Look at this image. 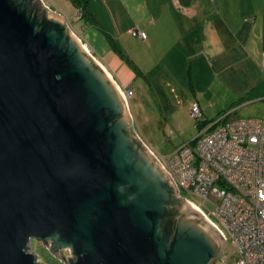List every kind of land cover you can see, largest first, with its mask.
<instances>
[{
    "label": "water",
    "instance_id": "obj_1",
    "mask_svg": "<svg viewBox=\"0 0 264 264\" xmlns=\"http://www.w3.org/2000/svg\"><path fill=\"white\" fill-rule=\"evenodd\" d=\"M40 2V0H38ZM0 0V264H209L218 232L133 128L126 101L64 20Z\"/></svg>",
    "mask_w": 264,
    "mask_h": 264
},
{
    "label": "crops",
    "instance_id": "obj_2",
    "mask_svg": "<svg viewBox=\"0 0 264 264\" xmlns=\"http://www.w3.org/2000/svg\"><path fill=\"white\" fill-rule=\"evenodd\" d=\"M40 2L86 45L121 95L149 92L175 113L172 96L188 115L196 103L200 121L243 111L264 116V0ZM126 104L129 111L130 99Z\"/></svg>",
    "mask_w": 264,
    "mask_h": 264
},
{
    "label": "built area",
    "instance_id": "obj_3",
    "mask_svg": "<svg viewBox=\"0 0 264 264\" xmlns=\"http://www.w3.org/2000/svg\"><path fill=\"white\" fill-rule=\"evenodd\" d=\"M131 35L146 38L142 31ZM122 95L126 101L132 92L123 90ZM190 117L200 120L196 103ZM139 138L173 182L177 196L223 238L217 264H264V116H224L166 156ZM189 195L202 200V206Z\"/></svg>",
    "mask_w": 264,
    "mask_h": 264
},
{
    "label": "rangeland",
    "instance_id": "obj_4",
    "mask_svg": "<svg viewBox=\"0 0 264 264\" xmlns=\"http://www.w3.org/2000/svg\"><path fill=\"white\" fill-rule=\"evenodd\" d=\"M145 92L143 98L136 96L130 98L129 112L133 117L134 130L147 142L153 149L157 150L162 156L169 155L181 144L194 140L198 134L207 128L190 119L186 108L178 105L176 99L172 96L167 99L173 107L175 113H171V108H159V105ZM256 114L243 111L239 118L254 117ZM159 122L162 124L160 126ZM177 124H176V123ZM215 122V121H213ZM212 122V123H213ZM198 205L202 206V200L197 197L188 196ZM211 205V204H210ZM209 204L206 206L211 208ZM41 241L32 240L29 245V251L36 256L38 264H69L72 259L70 250L60 252L49 251L47 245ZM218 257L213 259L210 264H217Z\"/></svg>",
    "mask_w": 264,
    "mask_h": 264
},
{
    "label": "trees",
    "instance_id": "obj_5",
    "mask_svg": "<svg viewBox=\"0 0 264 264\" xmlns=\"http://www.w3.org/2000/svg\"><path fill=\"white\" fill-rule=\"evenodd\" d=\"M32 8H33V10H34V12H36L37 13V15L40 17V18H44V10H43V8H42V6L40 5V2L38 1V0H32ZM198 122V124H199V126L201 125L202 127L204 126V125H207V123L209 122V121H197ZM213 121H210L209 123H212Z\"/></svg>",
    "mask_w": 264,
    "mask_h": 264
},
{
    "label": "flooded vegetation",
    "instance_id": "obj_6",
    "mask_svg": "<svg viewBox=\"0 0 264 264\" xmlns=\"http://www.w3.org/2000/svg\"><path fill=\"white\" fill-rule=\"evenodd\" d=\"M174 194H175V197L178 199V200H182V199H180V198H178L177 197V195H176V193L174 192ZM182 201H184V200H182ZM185 202V201H184ZM210 264V263H209Z\"/></svg>",
    "mask_w": 264,
    "mask_h": 264
}]
</instances>
